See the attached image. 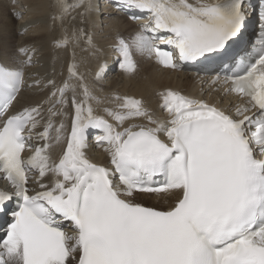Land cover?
Listing matches in <instances>:
<instances>
[{"label":"snow or ice","instance_id":"6c2138e0","mask_svg":"<svg viewBox=\"0 0 264 264\" xmlns=\"http://www.w3.org/2000/svg\"><path fill=\"white\" fill-rule=\"evenodd\" d=\"M116 6L144 21L130 39H117L124 73L137 71L134 53L173 71L216 64L230 74L214 76L212 84L246 104L226 112L169 89L157 93L164 116L127 95H114V107L101 115L93 104L102 101L72 64L69 79L79 81L80 98L68 81L56 87L49 79L44 87L54 88L56 99L42 123V104L10 111L25 70L34 67L31 50L21 47L26 59L0 62V178L8 185L0 189V216L11 217L0 237V264H264V12L248 52L251 0ZM56 7L52 19L63 23L69 8H85V0H57ZM91 8L89 0L80 15ZM74 37L92 45L82 28ZM106 67L99 65L97 79ZM41 84L36 79L28 87ZM93 137L107 165L89 157Z\"/></svg>","mask_w":264,"mask_h":264},{"label":"bare ground","instance_id":"6f19581e","mask_svg":"<svg viewBox=\"0 0 264 264\" xmlns=\"http://www.w3.org/2000/svg\"><path fill=\"white\" fill-rule=\"evenodd\" d=\"M88 2L89 0H85V8ZM90 2L92 8L85 17L80 15L85 8H69L63 23L59 19L53 23L52 17L59 13L56 7L57 0H0V62L11 64L26 59L18 54V49L26 47L31 50L29 54L33 56L34 64V67L25 70L26 84L18 100L14 102L11 112L21 110L26 105L42 104L44 117L42 123H44L48 117V101L56 99L51 97V92L55 89L44 87L49 79L55 81L56 87H62L64 82L68 81L70 85L76 86V95L80 98L79 81L74 78L69 79L68 68L72 64L77 66L78 75L83 77L84 83L89 86L93 95L102 101L99 105L93 104L97 113L101 115L104 108L114 107L110 103L114 95L143 99L146 106L157 116L166 115L159 108L160 100L157 93L160 91L171 89L191 96L203 91L205 95L217 100L218 93L213 96L206 93V88H203L204 79L197 81V77L188 72L176 73L158 69L151 60L144 57L134 56L137 71L133 75L119 70L113 72L116 64L112 57L118 37L130 39L142 21L131 22L123 11L109 4L108 1L90 0ZM67 3L73 5L77 0H67ZM18 17L22 19L16 22L15 19ZM81 28L92 37L91 46L84 39L77 41L74 37V33ZM65 37L69 41L67 47L57 49L56 45ZM56 38L58 39L54 46L53 41ZM101 64H106L107 67L102 78L97 79L96 73ZM36 79L42 81L41 87L29 88L28 85L34 84ZM72 95L71 90L65 95V99L69 100L67 109L69 113ZM232 102L233 100L230 105ZM227 104L225 102V105ZM55 119L58 123L64 118ZM66 123L70 125V119H66ZM39 130L42 131V128ZM58 154L59 149L53 153L54 156ZM88 155L95 162L105 165L108 162L107 156L97 147L91 148ZM30 187L36 186L30 184ZM143 203L159 206L155 200H144Z\"/></svg>","mask_w":264,"mask_h":264},{"label":"rangeland","instance_id":"374dc122","mask_svg":"<svg viewBox=\"0 0 264 264\" xmlns=\"http://www.w3.org/2000/svg\"><path fill=\"white\" fill-rule=\"evenodd\" d=\"M18 19H19V21H20V18H16L15 21L18 22ZM51 21H52V19H51ZM52 22L54 23V21H52ZM57 39H58V38H56V39L53 41V45H54V46H55V44H56L55 42H57ZM56 48H57V49H62L61 47H56Z\"/></svg>","mask_w":264,"mask_h":264}]
</instances>
